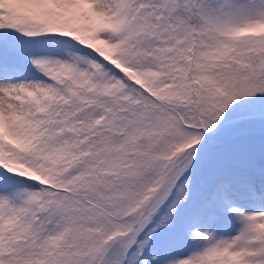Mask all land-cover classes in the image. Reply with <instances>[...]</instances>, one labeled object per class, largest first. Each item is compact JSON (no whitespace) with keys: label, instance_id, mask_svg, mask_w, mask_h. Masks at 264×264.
I'll return each mask as SVG.
<instances>
[{"label":"snow or ice","instance_id":"snow-or-ice-1","mask_svg":"<svg viewBox=\"0 0 264 264\" xmlns=\"http://www.w3.org/2000/svg\"><path fill=\"white\" fill-rule=\"evenodd\" d=\"M0 264H264V0H0Z\"/></svg>","mask_w":264,"mask_h":264}]
</instances>
